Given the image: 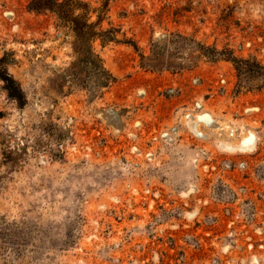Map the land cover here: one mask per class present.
<instances>
[{
    "label": "rangeland",
    "instance_id": "374dc122",
    "mask_svg": "<svg viewBox=\"0 0 264 264\" xmlns=\"http://www.w3.org/2000/svg\"><path fill=\"white\" fill-rule=\"evenodd\" d=\"M86 1L99 91L55 13L0 0V264H264V0Z\"/></svg>",
    "mask_w": 264,
    "mask_h": 264
},
{
    "label": "trees",
    "instance_id": "16d2710c",
    "mask_svg": "<svg viewBox=\"0 0 264 264\" xmlns=\"http://www.w3.org/2000/svg\"><path fill=\"white\" fill-rule=\"evenodd\" d=\"M29 7L30 9L39 12L51 11L55 13L62 25L70 28L75 33L76 44H78L76 46V51L79 55L78 60L79 63H82V68L88 72V78H79L80 83L85 86L88 85L89 89L91 90H93L92 88L95 85V91H99L103 87L107 86L111 80V75L102 64L98 54L94 52L92 43L97 38L102 39L104 42H108L116 41L117 37L114 35L112 30L101 29V22L99 21V18L96 21L91 19V13L95 12L96 10L90 7L88 1L31 0ZM196 52H199L198 56L203 55L212 59H218L222 56H226L236 64V67L239 71H242V64L245 62L243 59H238L230 52L219 51L216 48L203 46L199 43L197 44ZM250 67L251 66H248L246 70H251ZM259 67L264 69V66L259 65ZM255 72L264 77V72ZM0 80L4 82V87L12 99H15L20 105L25 104L26 98L22 87L8 71L5 63L0 64Z\"/></svg>",
    "mask_w": 264,
    "mask_h": 264
},
{
    "label": "bare ground",
    "instance_id": "6f19581e",
    "mask_svg": "<svg viewBox=\"0 0 264 264\" xmlns=\"http://www.w3.org/2000/svg\"><path fill=\"white\" fill-rule=\"evenodd\" d=\"M254 145V140H245L244 142L238 144V147L241 149H250Z\"/></svg>",
    "mask_w": 264,
    "mask_h": 264
}]
</instances>
